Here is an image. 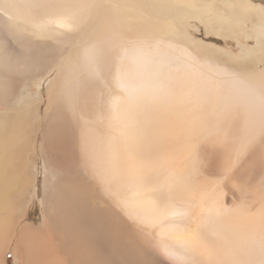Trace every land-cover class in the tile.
Wrapping results in <instances>:
<instances>
[{
  "label": "rangeland",
  "instance_id": "obj_1",
  "mask_svg": "<svg viewBox=\"0 0 264 264\" xmlns=\"http://www.w3.org/2000/svg\"><path fill=\"white\" fill-rule=\"evenodd\" d=\"M108 1L96 0L95 9L110 13ZM143 1H135L129 14L149 39L144 30L131 27L120 54V46L110 44L108 63L90 61L99 75L77 80L69 68L79 64L87 36L95 32L91 24L60 52L61 41H53L56 32L42 35L18 23L10 4L0 0V70L10 82L0 91V127L22 128V139L8 134L14 147L0 149L12 180L0 182L8 194L0 206V237L8 236L0 264H256L253 254L232 252L204 260L202 248L219 246L221 240L202 231L195 208L184 209L196 205L198 192L214 199L232 224L242 222L250 216L238 218L241 208L235 205L264 189V105L261 126L255 127L259 143L238 146L244 127L237 117L234 124L224 121L231 116L229 105L212 101L208 90L213 87L201 78L203 68L222 71L224 83L216 91L227 92L230 77L239 76L241 88L240 75L255 81L264 73V0H192L196 10ZM27 3L46 12L58 5L57 0ZM88 9L84 4L79 10ZM162 32L168 41L150 42ZM138 40L158 46L151 52ZM133 41L141 51L130 45ZM188 60L198 68L190 70ZM118 71L124 87H118ZM191 82L198 104L206 111L218 108L221 123L212 133L191 130L197 144L184 149L185 133L175 124L184 119L180 110L191 99ZM159 108L166 109L156 121L159 131L145 135ZM133 117L136 127L127 121ZM81 127L88 135L100 133L101 145H94L102 149L89 154L99 171L106 168L100 181L76 162L79 148L87 146L78 134ZM128 161L138 171L132 186L119 174L128 173L123 167ZM56 166L65 167L64 173ZM144 177L150 178L147 186L141 183ZM83 188L89 207L78 198ZM85 211L89 214L81 216ZM207 221L213 229L219 223Z\"/></svg>",
  "mask_w": 264,
  "mask_h": 264
},
{
  "label": "bare ground",
  "instance_id": "obj_2",
  "mask_svg": "<svg viewBox=\"0 0 264 264\" xmlns=\"http://www.w3.org/2000/svg\"><path fill=\"white\" fill-rule=\"evenodd\" d=\"M10 4V15L18 23L24 24L34 31L46 35L49 32H56V37L53 38L54 42H60V47L58 51L62 52L66 50V47L73 44L71 41H75L76 35H78L81 29H85L86 25L91 24L93 29H95L93 34L87 36V43L81 50L79 58V64L69 68V74L74 76L77 80L85 79L88 76L99 75L98 73H93L91 66V60L95 61V65L104 66L108 63L107 49L110 44H118L120 47L117 49V53L120 54V49L123 48L124 44L129 41V36L127 31L134 27L143 31L147 38L149 39L146 29L142 28L140 25L131 22L129 11L135 5V1L138 3L144 2L143 0H105L108 1L106 5H113L110 13L100 14L94 5L96 0H57L58 5L49 12L38 11L32 6H29L27 0H4ZM169 5L185 6L190 9L197 8L196 4L192 0H160ZM87 4L88 11L79 10ZM196 10V9H195ZM124 11V14L121 13ZM197 13V12H196ZM92 23L95 25L93 26ZM90 28V27H89ZM89 33V32H88ZM143 33V34H144ZM80 34V33H79ZM137 35L135 38L138 39ZM64 38V40H63ZM150 42L154 40L160 42H166V36L163 32L150 39ZM143 46H146L151 52L154 51L155 47L158 45H153L146 43L145 41L138 40ZM130 45L141 51L140 48L133 41ZM263 60V59H262ZM190 70L198 68L193 60H188ZM263 63V62H262ZM2 66L0 65V68ZM74 67H78L77 69ZM245 73V72H242ZM222 71H212L203 68L201 78L204 81L210 83L209 85L213 87L209 88L208 93L212 101H217L218 103L228 104L230 110L229 119H224V121L234 124L235 118L242 127H244L243 138L238 146L247 147L250 144L259 143L260 134L257 133L256 126H261L259 123L261 120V107L264 105V73L258 77L255 81H246V77L240 75V81H242V87L237 86L238 77L232 76L229 79L230 89L227 92L216 91L218 86L222 83ZM101 78V76H100ZM9 82L8 74L0 70V91H4V85ZM10 83V82H9ZM117 83L118 87H124L121 75L119 71L117 73ZM187 86L188 81L184 82ZM193 90V83L191 82L189 86V96L191 99H186V105H183L180 110V115L184 118L182 122L176 123L175 125L181 126L182 131L185 133L183 139L184 149L193 146L195 148L197 144V138L190 133L191 130L199 132V135L206 133H212L220 125V113L218 108L210 109L206 111L201 108V104H198L201 100L198 97H193L190 92ZM226 97L228 100H226ZM118 98L116 101L118 102ZM210 100L206 102L209 104ZM166 110L165 108H159L158 112H155L154 118L148 124L145 131V135L152 134L153 132H158V127L156 121L161 120V112ZM240 113V114H238ZM199 115L204 120H198L195 117ZM239 115V117H238ZM247 118V120H246ZM71 119L76 120V116H72ZM133 118H128L127 121L136 127L138 123L132 122ZM120 121L121 118H120ZM121 124H125L124 122ZM22 129V128H21ZM21 129L11 128V130L6 126L0 127V149L14 147V142L8 140V134L12 133L18 139H22ZM83 127L78 129V134H80L86 141L87 146H82L79 148L80 156H77L76 162L79 166L86 167L90 170L89 175L95 180L100 181L104 177V172L106 168H101L99 171L90 161L89 154H94V151L98 152L102 148H97L94 144L101 145V138L99 131H95L92 135H88L83 130ZM84 141V140H83ZM107 150V149H106ZM133 154H136L135 152ZM53 156V163L57 165L56 158ZM113 156V155H112ZM187 159L192 158L193 161L198 159L196 154H184ZM257 157L255 154L254 158ZM7 157L4 154H0V182L4 183L7 181H12L7 178ZM101 159H99V162ZM232 162L229 163V171H232ZM106 167H110L109 163L105 162ZM123 167L124 173L120 174V179L124 182L128 179L129 185L132 186L137 183L138 171L135 166H132L131 161H128ZM256 168V167H255ZM57 171H62L64 173L65 167H57ZM69 172V171H68ZM66 174V173H65ZM64 174V175H65ZM68 175V174H67ZM65 181H70L69 178H65ZM84 182V179H80ZM150 178L144 177L141 179V183L147 186ZM124 185V184H123ZM80 187V186H79ZM0 190V206L3 204L4 197H7V192H2ZM9 191V190H6ZM78 198L80 200H85L86 207L88 206L87 200V190L86 188L80 189L78 192ZM195 206L189 208L185 207L184 211L193 210L195 208L196 214L202 216L201 226L204 233L216 234L220 240L221 244L219 246L204 247L201 250V257L206 261H215L223 253H244L247 255H252L255 258L256 264H264V189L262 193L259 194L257 191H253V196L247 201H242L240 205H235V207L241 208V213H237L238 218H247L250 216L249 220L242 222H231L230 215L225 213V211L217 206L214 199H206L201 196L198 192L194 195ZM235 201V200H234ZM236 202V201H235ZM211 211V212H208ZM76 212V211H75ZM77 213V212H76ZM171 213L175 215L177 209L173 208ZM89 211L82 212L81 216L86 217ZM189 214V213H188ZM191 216V214H189ZM192 217V216H191ZM212 218V220H218L217 227L214 229L209 226L207 218ZM8 236L0 237V252L5 251L6 242ZM212 243V241H210ZM9 244V243H8ZM1 258V257H0ZM4 261V260H3ZM4 263V262H3Z\"/></svg>",
  "mask_w": 264,
  "mask_h": 264
}]
</instances>
